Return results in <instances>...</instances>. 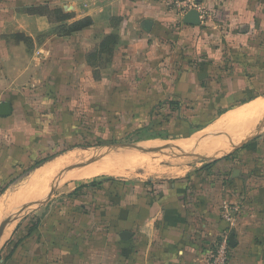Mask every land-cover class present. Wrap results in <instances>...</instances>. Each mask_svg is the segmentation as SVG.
Listing matches in <instances>:
<instances>
[{"label": "crops", "instance_id": "0c3cea01", "mask_svg": "<svg viewBox=\"0 0 264 264\" xmlns=\"http://www.w3.org/2000/svg\"><path fill=\"white\" fill-rule=\"evenodd\" d=\"M202 4L200 24L189 26L165 0H0V104L10 107L9 115H0V190L42 157L54 156L25 175L43 170L41 176L47 177L49 163L86 143L83 115L94 129L104 124L131 133L163 128L182 136L196 129L190 125L199 124L201 113L215 115L220 109L221 115L198 133L225 114L264 99V0ZM38 7L71 19L55 23L27 12ZM83 19L93 26L65 35L53 31L56 25ZM109 38L116 42L102 44ZM108 75L111 86L105 85ZM235 105L239 107L230 109ZM166 113L173 116L168 122L157 119ZM258 119L245 127L242 138ZM193 135L148 142L182 140L185 146L176 153L189 152L200 138ZM208 137L203 140L217 138ZM217 145L212 151L230 149ZM232 165L222 160L206 171L199 167L147 184L120 186L115 179L104 181L107 177L98 180L100 188L79 190L82 184H77L61 194L63 202L51 204L55 211L29 237L33 218L18 222L10 240L21 239L22 247L7 264H209L214 244L231 234L236 245L230 247L227 264H264V200L260 206L255 201V218L242 214L250 203L248 176H233ZM22 178L0 194V201ZM31 189L32 200L13 208L7 203L0 217L34 205L48 191L26 187L6 196L7 202ZM226 203L238 209L231 224L221 218ZM124 232L131 234L129 239L120 238Z\"/></svg>", "mask_w": 264, "mask_h": 264}, {"label": "rangeland", "instance_id": "374dc122", "mask_svg": "<svg viewBox=\"0 0 264 264\" xmlns=\"http://www.w3.org/2000/svg\"><path fill=\"white\" fill-rule=\"evenodd\" d=\"M64 17L65 15L62 11L52 13L49 16L50 20L55 23H59L63 21ZM68 26L69 25L59 24L55 26V29H53V31H55L57 35L68 34L70 31V27ZM108 42H110V40ZM96 53L98 54L99 52L96 51ZM99 71H100L99 69H96L92 72L93 73L92 79L94 81L99 78V75L96 76L94 75V73L99 74ZM105 77L107 79L105 85L111 86L110 82L112 80H111L110 75L105 76ZM261 91L263 93L261 94L262 95L261 97H264V84L262 86ZM263 101L264 99L253 100L249 104H246L234 111H231L225 114L218 121H221V122L225 121V118L229 115L239 120L241 115L237 117L236 115L237 111L240 112L239 114H246L247 111L255 108L257 104ZM234 107H237V106L236 105L232 106L230 107V109H234ZM263 110L259 114L253 117L247 116V118L250 119V123L246 126L252 125L261 116V113L263 112ZM217 111L218 110H216V113ZM73 115L75 116L76 114L73 113ZM242 117L245 118V116H242ZM93 118L95 120L98 119V114H93ZM263 118H264V115L262 114L260 119H258L259 122L251 130H253L258 124H260L263 121ZM192 127L193 126L190 125V128ZM235 129L236 130H233V132H228V133L224 131L223 132L224 135L223 134L218 135L217 138H215L213 141H210V140L205 141L201 139V138H204V136H207L205 134L198 133L201 130H197V129L189 130L187 132L188 135L192 134V137H194L193 134L195 135L197 134L198 138L199 137L200 138L197 140L196 145H194L186 155H183L184 154L183 152L176 153V152H180L181 150H183L185 146V142L182 140H179L176 142H167V143L148 142L151 140L166 141V140H171L174 138L177 139V138L182 137L181 135L172 133L169 130L168 131L167 130L166 131L165 130L164 131L154 130L153 132L143 131V132H138V133L130 132L127 135L125 134V136L122 139L116 140V141L113 140L111 144H106V145L114 144V145H134V146L141 145V146H145L151 149H161L160 151H157L155 153H150V154L142 152V151H138V150H115V149L110 150L107 148L99 150L96 148L101 147L103 145H100L101 143L96 144V142H94L93 139L89 138L84 145L80 147H76L72 153L65 155L63 157L57 158V160L49 163L46 166V172H45L47 177L41 176V173L43 172V170L38 171L37 174H35L32 177V173H34L35 172L34 171L30 175L24 176V178H22L19 182H17V184H14L12 187H10L5 192L4 194L5 198H3L2 201H0V212L3 211L7 203H8L7 206H9V208H13L17 206L21 200H23L22 203L26 204L30 200L33 199V196H32L33 193L31 189L26 196L19 197V198H13L9 202H7L6 196H12L13 194H16L17 192H19V190L21 189H24L26 187H35L38 190H41L47 187V190L49 189L52 190L56 186L53 190V193L51 194L49 198L50 200L49 203H45L39 208L32 207L38 202H41L43 201V199H45V198L43 199L41 198L37 202H35L34 205H31L28 207H20L12 211H7V212L4 211L2 213L0 217V222L6 220L11 213L16 212L18 210H21V209L25 210L28 208L34 209L28 214L16 216L15 219L13 218L14 223H13L12 230L9 233V236L5 240V242L2 245H0V256L4 258L7 255V253H9L10 244L7 245V242L11 241L10 239L12 237V233L19 221L23 223L22 220L24 218L25 220H27L31 218L35 219L36 217H37V220L40 219V220L46 221L49 215L55 211V209H53L54 207L51 206V204H53V202H63V199H58L59 197L61 198L63 197V195L61 194L69 190V188L76 186L77 184L80 185V184L88 183L91 181L99 180L100 178H104V177L115 179V183L116 184L118 183L120 186H126L128 184L131 185V183L132 184H144V183L147 184L148 182L153 181V180L160 181L166 178L182 176L186 171L193 170L199 167L202 168L205 164H207V162H211L213 161L212 160L213 158H217L219 156H222V157L229 156L230 158H228V160L233 161V165L230 170L231 171L236 170L237 172H241V174L248 176L247 177L248 178L247 179V185H248L247 191L251 193V195L248 198L250 203L247 209L246 208L243 209L242 214L248 219L255 218L256 210H257L255 207V201L259 204L258 206H260L262 204L261 200H264V192H263V197H261V193H259V191L261 192V190H264V128L259 133H257V136L254 139L246 143L242 148L236 150L233 153H230L229 151L233 147L241 143L242 140H244L245 137L247 136V134L246 135L244 134L245 137L242 138L243 136L242 133H244L246 129L245 127L239 128L238 126ZM239 131H240L239 139L241 138L242 139L241 140L237 139L239 141H235L234 136ZM227 137L230 138V140H232L234 143L230 145L228 143L229 139ZM215 144H218L217 145L218 147L220 146L219 144L223 146L228 145L230 146V149L227 151L225 147H222V149L219 147V148H216L214 151H212L214 148L212 145H215ZM71 149H74V147H71ZM165 149L170 150V151H175L176 155L172 154V152L164 151ZM205 151L207 152L205 153L204 157L206 159H209L210 161L203 159L204 157L202 153ZM66 152H64V154ZM199 152L201 153L200 156H199L200 154ZM95 156L98 157L100 161L101 159H103L107 162L104 163L103 166H99L100 164L95 161V158H94ZM45 157H48V156H45ZM53 159H50V160H53ZM44 165L45 163L41 164L38 168L41 169ZM91 169L92 170L93 169L113 170L115 172L114 174L118 176L102 175V177L97 176V178L92 177V178L82 179L84 174ZM46 196H47V193L45 197ZM226 204H229V203H226Z\"/></svg>", "mask_w": 264, "mask_h": 264}, {"label": "trees", "instance_id": "16d2710c", "mask_svg": "<svg viewBox=\"0 0 264 264\" xmlns=\"http://www.w3.org/2000/svg\"><path fill=\"white\" fill-rule=\"evenodd\" d=\"M27 12H29L31 14H35V15L46 17L49 22H53V21L50 20L49 16L52 13H56V12H60V11L59 10H50L47 7H38V8L28 9ZM45 12H47V13H45ZM64 15H65L64 20L61 21L60 23H63L65 21H68L69 19H71V17L69 15H67V14H64ZM92 26H93V23L91 22L90 19H83V20L74 22L71 25H69L68 26V27H70L69 33L78 32V31H81L83 29H90ZM109 40H110V42H108ZM115 42H116L115 38H109V39L103 41L102 44H114ZM107 51H109L108 48H107V50L105 52H107ZM250 100L248 99V100L242 102L240 105H242L244 103H247V101H250ZM237 107H239V106H237ZM220 115H221L220 109L217 111V113L215 115H210L209 113L208 114L201 113V114H199V119H200L199 124L195 123V124H193V127L196 128V129H203L207 125H209L213 121H215ZM109 116L112 117L111 115H109ZM206 116H207L208 120H207V122L204 123L203 121H204ZM156 117H157V119H161L164 122H168L171 119V117H173V116H171L169 113H166V114H159ZM177 117H178V119H180L182 121L183 120H187V118L182 117L180 115H178ZM83 119L88 122V124H86L84 126L86 132H85L84 135H82L83 138L85 140H88L89 138L93 139L94 142H96V144H100V143H101L100 145L111 144L113 140H115V141L116 140H120V139H122L125 136V134L127 135L128 133L131 132V129H123V130H120V131H114L113 129L108 127V125H106V124H104L103 127H99L98 126V129H94L93 128V124L89 121V119L86 117V115H83ZM153 130H157V129L155 128ZM162 130H163V128H162ZM182 137L188 138V135H182ZM84 144H82V145H84ZM57 153L60 154V152H57ZM58 154H55V156L58 155ZM52 157H54V156H48V157H45V158L35 162L30 168L25 169L22 172L21 176L27 175L32 170H34L37 167H39L41 164H43V163L49 161L50 159H52ZM228 158H229V156H225V157H222L219 160H215V161H212L210 163H207L201 168V171L209 170L211 168V166H213V164H216L217 162L222 161V160H227ZM21 176L15 178L14 180H10L8 182V185L0 190V194H2L5 191V189L12 182L20 179ZM104 181H114V179L113 178H107ZM101 184H102V181H98V180L91 181V182H88V183L80 185L79 186V190L80 189H84V188H100ZM33 222L34 223L32 225L27 226V236L28 237L37 230V228L39 227V224H40V219L37 220L35 218V219H33ZM8 244H10L9 253H7V255L4 258H2L0 256V264H7L9 262V260L11 259V257L16 252H18L19 249L22 247L21 239H13L10 242H7V245Z\"/></svg>", "mask_w": 264, "mask_h": 264}, {"label": "water", "instance_id": "95a60500", "mask_svg": "<svg viewBox=\"0 0 264 264\" xmlns=\"http://www.w3.org/2000/svg\"><path fill=\"white\" fill-rule=\"evenodd\" d=\"M183 22L189 26H198L200 24L198 13L195 11L189 12L188 14H186L183 17ZM150 26H151V24L148 22L144 24V28L146 30H148L150 28ZM9 114H10L9 104H6V103L0 104V115L6 116ZM263 128H264V118H263V121L260 124H258L254 128V130L248 136H246L245 139L241 143H239L237 146L233 147L229 152L233 153L236 150L242 148L246 143H248L249 141L254 139L257 136V133H259ZM204 138L209 139L210 137L204 136ZM185 139H192V137L185 138ZM106 148L110 149V150H113V149H115V150H138V151H142V152L149 153V154L155 153V152L161 150V149H151V148H147V147L141 146V145H135L134 146V145H114V144H112V145H103L101 147H97V149H99V150L106 149ZM183 153H184L183 155H186L188 152H183ZM172 154L176 155L175 152H172ZM236 173H237V171L234 170L233 176L236 175ZM52 190L49 189L45 199H43V201H41V202H38L37 204H35L32 207L39 208L40 206L45 204L47 202ZM33 210L34 209H30V208L25 209V210L24 209L18 210L16 212L11 213L6 220L2 221L0 223V243H1V239L3 237V233L10 226V222L13 220V218H15L16 216L28 214ZM130 236H131V234L126 233V232L120 234V238L123 240L129 239ZM228 244L231 248L235 247L236 244L234 241V235L233 234H231L229 236Z\"/></svg>", "mask_w": 264, "mask_h": 264}, {"label": "built area", "instance_id": "2783aa9c", "mask_svg": "<svg viewBox=\"0 0 264 264\" xmlns=\"http://www.w3.org/2000/svg\"><path fill=\"white\" fill-rule=\"evenodd\" d=\"M203 0H165L168 6L180 18H183L191 11L198 13L199 17L203 15L204 8ZM238 211L237 207L230 204H223L221 207V218L227 223H233L235 214ZM230 246L228 237L221 236L214 244L209 254V264H227L229 260Z\"/></svg>", "mask_w": 264, "mask_h": 264}, {"label": "bare ground", "instance_id": "6f19581e", "mask_svg": "<svg viewBox=\"0 0 264 264\" xmlns=\"http://www.w3.org/2000/svg\"><path fill=\"white\" fill-rule=\"evenodd\" d=\"M263 109H264V101L257 104V106H255V108L247 111L246 114H239L240 112L237 111V114H236L237 117L239 115H241L239 120L237 118H234L231 115H229L225 118V121H222V122L217 121L212 126L206 128L202 134L217 137L218 135L223 134L224 131L226 133L233 132V130H236L235 128H237L238 126H239V128H241V127L244 128V127H246V125H248L250 123V119H248L247 116L253 117V116L259 114ZM242 116H245V118H243ZM232 118H234V119H232ZM240 131L238 133H236V135L234 136L235 141H237V139L240 138ZM201 139H203V138H201ZM228 139H229L228 140L229 142H233L232 140H230V138H228ZM94 158H95V161L100 164L99 166H103V164L107 162L103 159H101V161H100V159L96 156ZM114 173L115 172L113 170H98V169L92 170L91 169L84 174L82 179H87V178H92V177H97V176H102V175L118 176V175H115Z\"/></svg>", "mask_w": 264, "mask_h": 264}]
</instances>
